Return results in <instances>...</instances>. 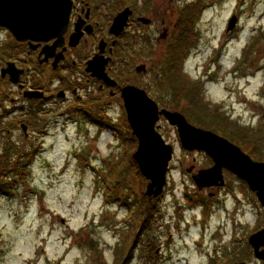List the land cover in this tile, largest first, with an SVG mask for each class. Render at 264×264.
Wrapping results in <instances>:
<instances>
[{
    "label": "rangeland",
    "instance_id": "obj_1",
    "mask_svg": "<svg viewBox=\"0 0 264 264\" xmlns=\"http://www.w3.org/2000/svg\"><path fill=\"white\" fill-rule=\"evenodd\" d=\"M114 1L122 7L130 5L127 0ZM149 2L147 11L140 15L147 19L156 14L165 23L162 26L157 23V28L143 29L149 39V54L139 56L135 50L126 54L122 64L118 65L123 72L119 79L144 90L158 106L187 114L189 109L185 106L184 93L193 94L194 86L199 85L202 100L211 112L223 115L222 121L228 118L234 125L249 126L256 134L263 129L264 0ZM200 2L207 8L194 22V46L188 50L187 58H183L185 66L181 76L193 87H188L181 78L176 81L180 102L172 95L173 82L162 75L166 68L163 47L180 39L184 26L176 25L183 8ZM233 15L238 19L237 27L226 32ZM186 18L190 20L191 14ZM163 30L166 39H160L158 43ZM129 31L127 40H122L125 49L131 43ZM252 41L255 43L250 45ZM223 42L228 44L221 49ZM138 46L141 47L140 43L135 42L134 49ZM214 46L218 49L211 50ZM177 57L178 52L175 60ZM141 67L142 71L147 70L146 77H139L142 71L136 72ZM171 76L172 80L176 79L174 72ZM66 106L57 100L51 103L47 112L35 117L16 113L17 120L35 134L27 129L26 134L14 131L13 128L19 127L16 122L3 126L11 131V139H14L8 146L0 141V147L5 146L11 153L9 162L16 161L20 152L36 153L28 167V181L19 183L11 197H0V264H114L116 251L131 245L134 239L130 211L119 201V205L112 202V198L107 201L109 194L104 191L102 178L109 166L119 163L122 167L126 158H132L137 142L130 149L131 140L127 134L97 128L88 121L89 116L85 117L80 111L65 112ZM91 110L95 115L92 120L97 121L98 115L125 131L126 115L120 98L111 99L106 93L99 94ZM35 124H39L37 129ZM157 126L164 141L173 147L174 157L159 201L161 217L157 218L154 229L157 250L153 264H212V261L234 264L244 258L242 262L246 264H264L247 251L248 237L264 228V210L255 196L240 180L225 172L222 191L216 194L198 191L192 176L211 166L209 158L201 152L183 151L176 132L164 121L158 122ZM43 128L46 135L39 137L36 133L43 135ZM258 139L257 151L248 142L235 140L231 143L249 157L253 153L259 158L255 160L251 156L254 161L264 162V134ZM130 183L136 192L137 178ZM30 186L35 193L28 191ZM186 194L198 195L204 202H209L188 207ZM146 240L149 244V238ZM127 264H147L141 245L136 247L133 260Z\"/></svg>",
    "mask_w": 264,
    "mask_h": 264
},
{
    "label": "flooded vegetation",
    "instance_id": "obj_2",
    "mask_svg": "<svg viewBox=\"0 0 264 264\" xmlns=\"http://www.w3.org/2000/svg\"><path fill=\"white\" fill-rule=\"evenodd\" d=\"M112 1L71 0V12L65 32L61 38H52L44 42L19 40L9 30L0 27V116L5 125L11 126L16 122L15 125L19 127L13 128L14 131L18 132L22 129L29 131V126L17 120L19 116H16V113L35 117L42 112H47L51 103L57 100L67 104L65 111L67 113L72 109L82 114H92V106L95 102L97 103L99 94L106 93L111 99L120 98V89L126 85H132L131 82H122L119 79L123 72L118 65L122 64L124 56L134 50L139 56L149 54V39L143 29L157 28L159 22L162 26L165 20L160 19L159 15L152 14L153 18H147L148 24L143 23L142 19L146 17L140 14L147 11L149 0H127L130 5L123 7ZM125 9L130 11V15L122 33L115 37L110 34V27L116 16ZM128 31L131 33V43L125 49L122 40H127ZM163 31L157 39L158 43L160 39H166V33L164 31L163 34ZM135 42H139L141 47L134 49ZM171 44L166 45L167 47L164 45L165 54L167 50H171ZM96 57L109 60L105 66V72L115 82L114 87L106 86L87 72L88 63ZM146 73L147 70L144 69L138 75L146 77ZM2 90L6 92L3 93ZM32 92L40 94L42 98L29 99L24 96ZM109 103L107 102V105H111ZM35 106H39V109H35ZM158 108L176 112L173 108L167 109L166 106H158ZM187 111L188 114L186 111H178V113L183 115L190 125L207 130L199 126L196 119L190 117V112L194 114L192 107ZM160 121L167 123L162 116ZM35 127L37 129L39 124H35ZM171 128L176 132L175 127ZM43 129L42 132H45L46 129ZM5 132L8 140L13 141L11 131L6 129ZM30 133L35 134L31 130ZM36 134L40 137L46 135V132L43 135ZM177 139L179 142L178 135ZM222 190L210 188L203 189L201 192L216 194Z\"/></svg>",
    "mask_w": 264,
    "mask_h": 264
},
{
    "label": "water",
    "instance_id": "obj_3",
    "mask_svg": "<svg viewBox=\"0 0 264 264\" xmlns=\"http://www.w3.org/2000/svg\"><path fill=\"white\" fill-rule=\"evenodd\" d=\"M71 5V0H0V27L9 30L19 40L44 42L52 38H61L68 24ZM129 15L130 11L125 9L116 16L109 30L111 35L117 37L122 33ZM142 21L148 24L147 19ZM236 21V17H232L226 31H231ZM108 61L102 57L94 58L88 63L87 72L106 86L114 87L115 82L109 79L105 72ZM142 69L137 68L136 72ZM24 96L41 98L40 94L35 92L26 93ZM120 97L127 123L137 140V148L132 159L139 172L148 180L146 196L157 198L161 195L172 159V146L166 144L157 132L156 125L160 116H163L176 128L182 149L202 152L213 163L210 168L200 170L193 176L197 189L223 188L222 171L226 170L247 185L264 209V162L253 161L239 147L223 137L191 126L178 112L159 110L155 101L149 98L144 90L125 86L120 90ZM22 132L26 134L24 129ZM247 244L252 250L253 257L264 262V228L252 234Z\"/></svg>",
    "mask_w": 264,
    "mask_h": 264
},
{
    "label": "trees",
    "instance_id": "obj_4",
    "mask_svg": "<svg viewBox=\"0 0 264 264\" xmlns=\"http://www.w3.org/2000/svg\"><path fill=\"white\" fill-rule=\"evenodd\" d=\"M120 3V2H119ZM202 2L198 4H194V6H186L182 10V14L179 17V21L177 22L176 26H184L183 31L180 33V39H175L174 44L171 46V50H167L165 54V60H166V68L163 69L162 75L164 77L170 78V82H173V87H171L172 95L176 97L177 100L181 102V98L177 97L178 86L176 84V81L178 82L181 78L188 87H193L192 84L189 83L187 79L184 77H181L183 74L181 72V65L183 62V58L186 57L188 50L194 46V41L192 35H193V25L195 20L197 21L200 17V14L204 8L207 6L202 5ZM119 5V4H118ZM191 14L190 20L187 19ZM193 16H195V19L193 20ZM182 24V25H181ZM255 42L251 43L253 45ZM178 50V51H177ZM178 52L177 60H175L176 53ZM172 68V70L170 69ZM175 73L176 79L172 80V73ZM168 80V79H167ZM186 80V81H185ZM195 83L194 85H196ZM200 86H194V93H184L185 94V102L187 103L186 108L191 109L193 108L194 114H191L190 117L192 119H196L195 121L199 126L202 128H205L207 130H211L215 132L216 134H220L225 139L227 138L228 141H242V142H248L251 143L253 146L251 148L254 149V151L258 150V146L260 142L258 139V136L264 134V128L259 129L257 131V134L255 132H252L249 126L247 127H240L237 125L232 124L228 118H225L222 121L223 116L221 113L216 115L215 111L211 112L208 108V105L204 103V101L201 98L200 93ZM196 93V97H195ZM194 96H192V95ZM192 99H195L193 101ZM177 104H175V107ZM191 111V110H190ZM217 112V111H216ZM212 113V114H211ZM98 119V117H96ZM217 119H221L219 122ZM222 121V123H221ZM90 122L94 124L100 125L101 128H106L112 131L114 134L115 132L119 133L122 132L123 134H127L129 139V147L130 149L136 144V140L134 137H132L128 124L125 120L124 124L126 125L125 131L122 130L120 125L112 124L109 122V120L103 119L99 117V122L90 119ZM4 120L2 117L0 118V141L3 142L4 145L8 146L9 138L7 135L4 134L6 131V128H3L4 126ZM231 125V126H230ZM260 138V137H259ZM13 147L14 144H11ZM5 146H2L0 148H4ZM128 147V148H129ZM36 153V152H35ZM35 153L28 152H20L21 156H18L16 158V161H10L9 158L11 157V153H8V150L4 149L0 151V197H11L14 193L15 187L19 185V183L25 184V182L28 181L29 177V164L33 162ZM255 160H259V158H256L254 154H250V157ZM14 160V159H13ZM110 169L104 174V177L102 178V183L104 184V191H106L109 194V198L107 201L109 202V199L112 198V202H115L117 205L118 201L121 205L127 208V210L130 211L131 220H132V236L134 235V239L131 241V245H127L126 247H122L121 250H117L115 253V263L114 264H127L129 261L133 260L134 251L137 246L141 245L143 247V251L145 254V258L147 260V264H153L156 259L155 255V247L157 241L155 240L154 232L155 228H157V218L161 217L160 213V207H159V201L160 197L157 199H147L143 193L142 190L146 184L145 178L140 174L136 163L133 161L131 156L129 158L125 159L124 165L121 167L120 164H114L113 166H109ZM134 178H137L138 180V186L136 189V192L131 186L130 181ZM130 180V181H129ZM243 183V182H242ZM244 184V183H243ZM244 186H246L244 184ZM28 191L35 193L36 190L32 188L31 186L28 187ZM251 193V192H250ZM162 198V197H161ZM185 203L188 205V207L194 208L203 203L205 205L206 202H209L206 200H202L198 195L195 196V194H186L185 195ZM200 203V204H199ZM179 212V211H178ZM204 216L205 213L207 214V208L203 210ZM150 236V237H148ZM150 240V243L148 244L147 240ZM90 246H93V242L91 240H88ZM250 248L247 247V251L250 252ZM247 254L244 256L246 257ZM245 259V258H244ZM244 259H239V261H245ZM212 264H215V262L212 261Z\"/></svg>",
    "mask_w": 264,
    "mask_h": 264
}]
</instances>
